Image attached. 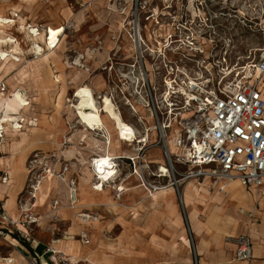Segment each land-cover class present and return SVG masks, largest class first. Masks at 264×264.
<instances>
[{"label": "rangeland", "instance_id": "1", "mask_svg": "<svg viewBox=\"0 0 264 264\" xmlns=\"http://www.w3.org/2000/svg\"><path fill=\"white\" fill-rule=\"evenodd\" d=\"M18 4V0H0V16L9 17L11 10ZM113 4L115 0L110 3L107 0H35L32 8L23 9L22 16L27 26L39 29L41 41L36 43L40 45L43 44L45 26L55 28L59 24L67 25V17L79 11H83V20L78 26L82 34L78 38L81 42L76 41L73 46L76 24L71 20L67 26L69 28L65 29L64 38L60 39L59 46L47 61L36 60L31 53L20 56L23 62L29 64L34 89L32 94L25 90L20 94L33 107L34 116L28 125L30 131L21 129L17 137L18 141L7 147L5 152L0 151V157L3 158L0 159V178L6 181L10 178L8 170L2 169V165H5L3 163L5 157L9 161L10 168L28 169L31 172L25 176L23 191L16 198L19 210L23 211L18 221L25 227L27 234L4 220L8 217L3 209V202L0 201V264H7L4 261L10 259L14 260L11 264H45V257L40 255L39 250L49 254L50 240L75 241L80 246L98 248V254L93 256L92 264H130L133 261L159 260L166 246L171 249L172 260H182L183 247L192 248L194 245L191 239V223L210 222L221 225L224 222L228 233L230 230L235 231L239 225L238 222L230 223L228 220L229 217H235L230 211L233 206L229 200L230 194L227 190L219 189L224 181L220 184V182L215 183L211 178L206 181L205 176L195 178L200 184L205 185V189L194 202H185L183 193L190 180L187 174L189 164L184 166L182 162L177 161L178 158H170L167 155L166 138L160 136L157 128L151 130L147 146L138 153L136 160V167L139 168L144 183L157 188L155 207L150 206L147 192L143 188H136L140 185V180L134 175V161L119 160L118 162L116 181L128 178L125 183L128 191H123L119 201L120 204L128 207L136 206L138 212L136 218L121 209L105 208L102 200L107 195H103V199L92 197L93 201H91L86 196L87 172L80 161L81 157L77 156L78 150L71 159L61 156L63 152L71 151L73 148L81 150L85 155L87 144L90 142L88 139L91 140L94 136V133L79 122L71 108L72 103L75 102L72 93L87 74L90 75L93 83L98 81L113 91L123 120L142 132L141 123L136 114L129 110L126 101V99L131 101L129 103L135 106L137 116L143 115V112L139 113L141 106L133 102L135 95L129 88L123 96L119 91L118 77H109L105 71L109 58L114 60L117 58L116 54L112 55V53L117 51L118 39L123 40L126 37L118 31L117 27L121 22L118 15L112 12ZM247 6H250L251 18H255L257 0H220L221 25H238L237 49L241 53L244 49H248V45L254 51L261 46V36L255 29L254 19L250 29L244 26L248 25L242 20ZM93 22L95 24L91 25ZM153 23L142 21L139 25H153ZM159 24L162 25L161 22ZM95 34L99 39L91 42ZM126 39L128 41L127 37ZM111 49L115 52H111ZM78 54H81L82 59L80 65L75 66L73 62ZM54 76L58 77V83L54 82ZM131 80L127 79L129 86ZM3 89V92L0 91V94H3L1 100L6 101L10 95L9 89L1 84L0 90ZM258 90L264 100V79ZM188 117L189 115H184L183 120ZM106 125L113 138L112 126L107 122ZM3 141L4 137L0 139V142ZM147 165H162L168 173L165 176H154ZM65 174L69 175L67 182L72 188L71 201H78L80 207L77 210L83 215L81 222L74 226L73 210L67 202L64 191ZM35 186L41 189L36 194ZM190 190L188 189L189 193ZM34 196L39 200L34 199ZM166 202L172 209L171 216L164 214L165 209L168 208ZM90 203L96 206L88 208L86 205ZM254 207L257 211L244 212L247 219L246 227L251 229L259 225L260 221V206L254 204ZM72 227L73 229L70 230ZM80 233L86 237L81 238ZM7 238L14 241V246L7 244ZM19 240H23L25 244L20 243ZM110 245L125 250L130 259H125L123 256L117 259L109 258L104 255ZM53 257L56 264H74V261L65 255L56 254Z\"/></svg>", "mask_w": 264, "mask_h": 264}, {"label": "built area", "instance_id": "2", "mask_svg": "<svg viewBox=\"0 0 264 264\" xmlns=\"http://www.w3.org/2000/svg\"><path fill=\"white\" fill-rule=\"evenodd\" d=\"M112 12L130 49L118 45L112 53L117 58L106 63L107 75L118 77L120 93L130 88L141 117L149 118L163 139L176 133L187 164L199 172L207 166L215 183L233 178L245 188H261L264 100L258 87L264 79V0H257L253 18L261 46L254 51L248 45L242 53L238 25H221L220 0H115ZM250 15L247 6L242 20L249 29ZM142 21L154 23L139 25ZM184 115L189 117L183 120ZM233 243L235 260L251 259L248 236Z\"/></svg>", "mask_w": 264, "mask_h": 264}, {"label": "bare ground", "instance_id": "3", "mask_svg": "<svg viewBox=\"0 0 264 264\" xmlns=\"http://www.w3.org/2000/svg\"><path fill=\"white\" fill-rule=\"evenodd\" d=\"M19 4L16 8L11 10L9 17L0 16V85L9 89V98L6 101H2L0 94V139L4 137V141L0 142V151L5 152L6 148L11 144H15L18 141V135L21 129L28 130V125L31 118L34 116L33 107L24 98L21 91L25 90L29 93H34L32 86L31 74L29 64L23 62L20 56L25 53H31L35 56L36 60L47 61L49 57L54 54V50L59 46L60 39L64 38L65 29L73 20L76 24L73 46L76 41H80L78 38L81 36L82 31L78 28L83 20V11H79L77 14H71L67 21V25L59 24L53 28L45 26L43 44L36 43L41 41V34L39 29H32L25 23L23 9L32 8L35 5V0H18ZM22 16V17H21ZM18 19L15 21L14 19ZM93 22L91 25H94ZM27 27V29L25 28ZM99 37L96 34L92 36L91 42H96ZM20 41V42H19ZM79 42V43H80ZM119 46L122 51L128 52L129 45L126 40H119ZM4 49H1V48ZM89 58V57H88ZM81 54L75 57L73 65L79 66ZM87 72V70H85ZM54 82L58 83V77H53ZM1 92L4 91L0 90ZM72 98L75 102L72 103V112L75 114L80 123L86 126L94 136L91 140L88 139L87 153L82 154L81 150L73 148L71 151H66L61 154L65 159H71L78 150L77 156L81 157L80 161L84 164L85 171L87 172L88 190L86 196L93 201L92 197L97 199H103V195H107L104 198V207L121 209L127 211L131 216L136 218L138 216L136 206L128 207L120 204V198L123 191L126 189L125 183L128 178L117 180L118 175V162L119 160H133L135 164L134 175L139 178L140 185L136 188H143L147 194L151 207H155L157 204L156 187L147 186L142 180L139 168L136 167V160L138 159V153L147 146L149 134L154 129L152 121L147 118L146 121L136 114L138 121L142 125V132L140 133L137 128L132 124L123 120L118 104L114 98L113 91L104 84L95 81H91L90 75L87 74L79 83L78 87L73 91ZM128 105H131V111L135 110L131 103L127 101ZM133 113H135L133 111ZM145 121V122H144ZM106 122L113 128L114 136H110ZM145 125H144V124ZM30 131V129L28 130ZM72 136V135H71ZM176 133H172L166 139L167 155L172 158H178V162H182L183 165L188 163L184 151L176 145L175 142ZM71 139V138H70ZM3 160L5 167L10 175L9 181L0 178V201L3 202V209L8 218L4 219L9 224L13 225L17 230L24 234H27V230L23 227L18 219L20 217L21 210H19L16 203L17 195L23 191V180L25 176L31 174L28 169H15L10 168L9 161ZM0 159H3L0 157ZM146 164V163H145ZM154 176H165L168 171L161 165H147ZM199 168L193 165L188 166L189 182L187 183V189L183 193V199L185 202L190 200H197L201 192L205 189L204 184H200L195 178L201 172H205L204 176L206 181L210 179L209 168L207 166ZM192 171V172H191ZM51 174V171H49ZM133 175V176H134ZM69 175L65 174L63 181L66 183L64 188L67 202L73 210L72 219L73 226L78 222H81L83 215H80V211L77 210L80 207L78 201L72 202L70 195L72 192L71 185L67 180ZM225 182V181H224ZM226 189L228 192L236 191L241 187V183L237 179H227ZM222 186V188H225ZM188 189H191L189 193ZM41 189L39 186H35V194ZM164 192V191H163ZM34 199L39 200L34 196ZM233 199L239 205H252L253 198L245 192L235 193ZM168 208L165 209V215L171 216L172 209L166 202ZM88 208L96 206L94 203L86 205ZM54 207H52V210ZM56 209V208H55ZM255 211V209L253 208ZM240 211H242L240 209ZM49 216V215H48ZM264 217V214H263ZM95 221V220H92ZM73 227L70 229L72 230ZM81 238H85L86 235L80 233ZM7 244L14 246V241L11 238H7ZM4 240V242L6 241ZM50 251L46 254L43 250H39V253L44 258L45 264H56V254H62L71 258L74 264L80 262H86L92 264V258L98 254V248L92 249V247L80 246L75 241H60L55 242L50 240ZM89 244V243H88ZM168 251V250H167ZM109 258H119L123 256L125 259H130V256L125 250L115 248L110 245L104 253ZM49 259V260H48ZM48 260V262L46 261ZM14 260H5L7 264H11ZM129 262V260H126ZM166 261L165 257H161V262ZM132 264V263H130Z\"/></svg>", "mask_w": 264, "mask_h": 264}, {"label": "crops", "instance_id": "4", "mask_svg": "<svg viewBox=\"0 0 264 264\" xmlns=\"http://www.w3.org/2000/svg\"><path fill=\"white\" fill-rule=\"evenodd\" d=\"M2 167V169L6 168L5 165H2ZM225 185L226 182H223L222 186ZM223 189L227 190L226 186ZM237 192H245L251 195L253 198L252 205L248 206L243 204L238 206L237 202L233 199L234 194ZM228 194H230L229 200L233 205L230 211L235 217H229L228 220L230 223L238 222L239 224L235 228V231L232 232V230H230V235H228L229 233L226 230L224 222L221 225L216 223L212 224L210 222L205 224L193 222L191 223L190 230L194 245L192 248L183 247L182 251L184 252L182 260H172L171 249L166 246L161 256L165 257L166 261L161 262L160 257L159 260H151L149 262L133 261L132 264H264V184L259 189L241 186L236 191L228 192ZM190 201L194 202V200ZM254 204H259L261 213L259 215V225L251 229L246 227L245 222L247 219L244 216V212L254 211L253 208L257 211ZM240 209L242 211H240ZM240 236H248L251 242L252 257L247 261L235 260L236 247L233 240ZM19 241L22 243L23 240Z\"/></svg>", "mask_w": 264, "mask_h": 264}]
</instances>
